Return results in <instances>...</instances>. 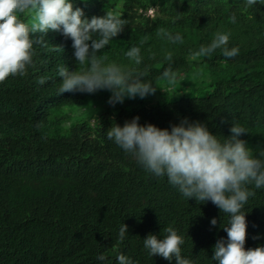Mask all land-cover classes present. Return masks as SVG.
Here are the masks:
<instances>
[{"label": "trees", "instance_id": "1", "mask_svg": "<svg viewBox=\"0 0 264 264\" xmlns=\"http://www.w3.org/2000/svg\"><path fill=\"white\" fill-rule=\"evenodd\" d=\"M72 2L89 19L107 11L126 19L124 31L99 55L105 63L144 73L157 91L115 107L107 103V90L58 94V68L83 71L87 65L75 60L71 39L61 32L50 30L47 46L33 44L27 74L0 83V264H117L121 253L133 264H175L150 256L143 246L149 234L162 239L169 226L184 240L182 257L192 264H218L213 249L218 239H227L223 227L229 215L210 201L184 197L167 176H155L109 140L107 131L136 116L141 125L170 130L187 117L223 140L238 123L247 131L240 139L259 158L264 151V0L252 7L246 0ZM233 13L236 23L229 20ZM20 19L32 22L28 14ZM160 29L179 33L183 43L158 35ZM217 31L230 34L228 47H237L239 54L228 59L217 49L193 58ZM133 46L141 50L140 65L125 55ZM169 53L171 60L165 59ZM169 67L177 74L172 83L160 78ZM40 78H46L43 85ZM247 187L255 195L242 209L245 250L264 246V187ZM123 223L128 233L120 240ZM101 254L104 261L97 259Z\"/></svg>", "mask_w": 264, "mask_h": 264}, {"label": "clouds", "instance_id": "2", "mask_svg": "<svg viewBox=\"0 0 264 264\" xmlns=\"http://www.w3.org/2000/svg\"><path fill=\"white\" fill-rule=\"evenodd\" d=\"M258 0H246V7H252ZM32 16L30 24L20 16ZM229 20L236 23V14ZM127 26L126 19L112 11L102 16L86 17L72 0H0V83L9 76H24L32 65L33 44L47 46L45 40L51 31L61 32L70 38L75 60L87 65L83 71H70L68 67L58 68L61 85L58 94L80 92L94 94L100 90L111 93L107 103L113 107L123 104L125 99H144L154 95L157 87L144 79V73L134 74V70H124L115 63H105L106 57L99 55L110 41L122 33ZM158 35L172 43H183V37L160 29ZM62 40L61 37H55ZM229 33L217 31L211 42L193 53V58L209 57L217 49L225 58L239 54L237 47H228ZM140 48L133 46L126 56L141 64ZM165 59L171 60L169 53ZM161 79L175 82L177 74L170 67L162 73ZM46 78H40L43 85ZM139 116L125 121L123 126L112 125L107 138L115 142L124 152L130 154L138 164L157 177L167 176L169 183L178 188L186 198H195L198 203L211 202L229 215L228 225L223 227L227 239L220 238L214 245L212 259L218 264H264V246L245 250L247 222L242 211L250 196L248 185L264 187V151L259 158L252 154L247 142L240 139L246 129L232 123L231 135L223 140L213 135L205 123L190 122L187 117L171 129H161L153 124L141 125ZM217 219L212 218L215 226ZM162 239L149 234L143 239V246L150 256L159 255L165 260H175V264H192L182 257L183 238L172 227H166ZM128 233V226L122 224L119 239ZM258 237H254L256 239ZM98 260L106 257L101 254ZM117 264H133V261L119 254Z\"/></svg>", "mask_w": 264, "mask_h": 264}, {"label": "rangeland", "instance_id": "3", "mask_svg": "<svg viewBox=\"0 0 264 264\" xmlns=\"http://www.w3.org/2000/svg\"><path fill=\"white\" fill-rule=\"evenodd\" d=\"M149 14H150L151 16H153V15H154V14H153V11L149 12ZM99 102H100V103H102V102H103V99H102V100H100Z\"/></svg>", "mask_w": 264, "mask_h": 264}]
</instances>
